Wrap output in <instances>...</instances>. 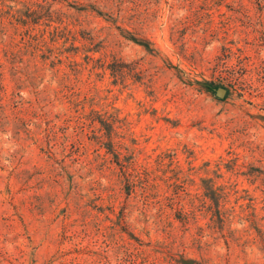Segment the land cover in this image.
I'll use <instances>...</instances> for the list:
<instances>
[{
	"label": "rangeland",
	"instance_id": "obj_1",
	"mask_svg": "<svg viewBox=\"0 0 264 264\" xmlns=\"http://www.w3.org/2000/svg\"><path fill=\"white\" fill-rule=\"evenodd\" d=\"M0 264H264V0H0Z\"/></svg>",
	"mask_w": 264,
	"mask_h": 264
},
{
	"label": "water",
	"instance_id": "obj_2",
	"mask_svg": "<svg viewBox=\"0 0 264 264\" xmlns=\"http://www.w3.org/2000/svg\"><path fill=\"white\" fill-rule=\"evenodd\" d=\"M226 92H227V89L224 88V87H219V88L217 89V94H218L220 97L225 96Z\"/></svg>",
	"mask_w": 264,
	"mask_h": 264
},
{
	"label": "trees",
	"instance_id": "obj_3",
	"mask_svg": "<svg viewBox=\"0 0 264 264\" xmlns=\"http://www.w3.org/2000/svg\"><path fill=\"white\" fill-rule=\"evenodd\" d=\"M207 87L209 88L210 91H213L216 89V87L213 85V83H207Z\"/></svg>",
	"mask_w": 264,
	"mask_h": 264
}]
</instances>
